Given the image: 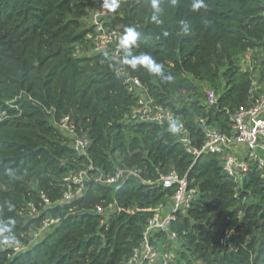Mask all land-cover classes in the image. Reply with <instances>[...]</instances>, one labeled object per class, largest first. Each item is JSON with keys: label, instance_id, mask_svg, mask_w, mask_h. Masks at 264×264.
I'll return each instance as SVG.
<instances>
[{"label": "trees", "instance_id": "16d2710c", "mask_svg": "<svg viewBox=\"0 0 264 264\" xmlns=\"http://www.w3.org/2000/svg\"><path fill=\"white\" fill-rule=\"evenodd\" d=\"M117 2L112 25L135 27L140 36L133 54L150 55L173 80L163 82L144 69L132 74L185 122L192 147L201 150L206 142L200 118L232 134V115L264 92L254 91L255 72L264 82V0H205L207 10L199 13L192 12V0H160V25L152 22L150 0ZM101 4L0 0V221L15 222V247L23 248L0 247V264H127L149 220L177 193L178 185L158 183L173 172L196 196L186 212L175 214L170 232L152 238L155 246L177 235L169 264H264L261 171L251 163L246 173L229 175L221 156L195 155L168 126L128 120L138 98L117 75L111 54L95 52L88 41L87 18ZM181 20L192 25L190 36L180 34ZM80 50L92 54L80 56ZM249 51L253 71L240 65ZM205 87L217 89L212 107L204 103ZM67 116L90 139L88 157L56 126ZM91 165L84 194L62 202L64 177ZM118 169H138L142 179H125L119 190L97 180ZM111 204L109 213L96 212ZM46 222L49 228L35 240Z\"/></svg>", "mask_w": 264, "mask_h": 264}, {"label": "built area", "instance_id": "2783aa9c", "mask_svg": "<svg viewBox=\"0 0 264 264\" xmlns=\"http://www.w3.org/2000/svg\"><path fill=\"white\" fill-rule=\"evenodd\" d=\"M102 5L92 11L89 25L91 32L88 35V41L95 52L107 51L111 54L112 60L117 64V75L125 82L128 92L138 98L137 105L128 115V120L139 123H154L160 126H168L170 121L178 120L182 125V129L176 135L190 152L195 155L209 153L221 156L224 171L232 176L246 173L250 164L254 163L261 171L264 179V92L251 108L239 110L232 115V134L230 135L207 125L206 119L200 118L199 122L203 128L206 142L201 150L194 149L185 122L171 109L156 103L139 77L132 74L133 70L129 66L120 63L123 51L118 47V43L124 30L112 25L115 11L103 8ZM251 54L252 51L247 52L245 55L246 61L251 62ZM217 99L215 91H206L204 101L206 106H214ZM47 113L52 115V111L48 110ZM55 124L60 132L71 140L72 148L79 155L88 157L91 141L88 137L79 135L71 118L64 117L58 122L55 121ZM238 148H241L242 152H239ZM90 170H93L92 165L86 169L70 172L64 177L65 191L62 202H72L84 194L88 182L91 180ZM128 178L141 180V171L138 169H118L113 176L109 178L100 176L97 180L112 185L115 190H119L122 181ZM158 183L165 188H171L175 184L178 185V191L172 197L173 207L171 210L165 211L163 205L159 206L147 224L141 245L134 250L127 264H157L158 262L169 264L172 261L169 256L161 257L152 244V238L158 232H170L171 225L176 219L175 214L186 212L190 208L195 199L196 191L189 188L186 178H179L175 172L161 176ZM42 199L47 206L50 205L45 196H42ZM114 208L115 205L111 204L107 209L98 207L96 212L107 214ZM28 209L31 214L37 212L33 204H29ZM49 226L50 223L46 222L35 234L34 239L42 238ZM169 238L174 241L177 239V235L172 232ZM22 249V247L14 248L15 251H21Z\"/></svg>", "mask_w": 264, "mask_h": 264}, {"label": "clouds", "instance_id": "9594fccd", "mask_svg": "<svg viewBox=\"0 0 264 264\" xmlns=\"http://www.w3.org/2000/svg\"><path fill=\"white\" fill-rule=\"evenodd\" d=\"M150 3L152 9L154 10L152 22L157 25L162 24L163 21L160 19V14L162 12L160 0H150ZM172 3L175 4L176 0H172ZM102 7L115 11L119 7V4L117 0H110V2L109 0H103ZM202 9L205 11L207 10L205 0H192V12L199 13ZM210 24L211 21H205L206 26ZM179 32L183 36H190L192 34V25L190 22L181 20ZM168 35V32H163L164 37H167ZM139 36L140 33L135 27H128L125 29L118 43V47L123 51V56L120 63L129 66L133 71L144 69L149 74L159 77L163 82H171L173 77L170 74L165 73L164 66L161 63H158L147 54H142L139 56L133 54L132 48L136 45ZM103 56H108L107 51L103 53ZM101 63H104L103 59H101ZM181 129L182 125L178 120L170 121L167 127V131L173 135L179 133ZM6 171L10 170L6 169ZM14 224L15 222L12 220H9L8 222L0 221V247L13 248L19 243L17 234L14 231Z\"/></svg>", "mask_w": 264, "mask_h": 264}, {"label": "rangeland", "instance_id": "374dc122", "mask_svg": "<svg viewBox=\"0 0 264 264\" xmlns=\"http://www.w3.org/2000/svg\"><path fill=\"white\" fill-rule=\"evenodd\" d=\"M91 14L92 11L90 13V16L87 18V24L90 25V18H91ZM78 54L80 56H84V55H88V54H92V51H86L83 52L82 50H80L78 52ZM254 56L255 54H251V62L246 61L245 57L241 59L240 61V65L244 70H250L253 71V68L256 65V61L254 60ZM257 56V61H259L258 59H260V55H256ZM255 90H263L264 91V82L261 80V77L259 76L258 72H255ZM209 90H213L216 92L217 89H214L212 87H205V91H209ZM217 93V92H216ZM184 98H186V100L184 101L185 103H188L191 101V99H189L187 96H184ZM182 98V99H184ZM182 102V100L178 101L177 104L181 105L180 103ZM173 207V201H170L167 204H164L163 208L164 210L169 211L170 209H172ZM155 247L156 250L158 251V253L161 255V257L163 256H169L173 259V257L175 256V251L176 249H178L179 247V243L177 241H170L169 239L167 240L166 238H160L155 240ZM157 264H161L160 262H158Z\"/></svg>", "mask_w": 264, "mask_h": 264}, {"label": "crops", "instance_id": "0c3cea01", "mask_svg": "<svg viewBox=\"0 0 264 264\" xmlns=\"http://www.w3.org/2000/svg\"><path fill=\"white\" fill-rule=\"evenodd\" d=\"M238 151H239V152H242V149H241V148H238ZM170 210H171V209H170ZM165 211H167V210H165Z\"/></svg>", "mask_w": 264, "mask_h": 264}]
</instances>
